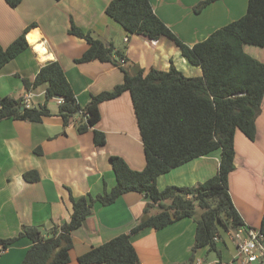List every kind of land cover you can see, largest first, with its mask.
<instances>
[{
	"label": "crops",
	"instance_id": "1",
	"mask_svg": "<svg viewBox=\"0 0 264 264\" xmlns=\"http://www.w3.org/2000/svg\"><path fill=\"white\" fill-rule=\"evenodd\" d=\"M150 1L155 13L190 46L241 18L248 8V0H219L199 12L195 8L202 0ZM110 2L22 0L13 8L0 0L1 45L8 47L27 27L25 37L30 45L0 68V96L23 97L28 91L23 79L33 81L40 68L50 61L62 64L83 107L93 94L111 90L123 81L124 72L114 63L75 61L89 45L85 39L69 33L72 23L122 51V66L130 74L152 67L169 70L172 65L187 76L203 74L202 68L191 64L169 38H150L146 33L129 35L106 13ZM244 49L264 63V46L245 44ZM45 90V84L32 88L29 102L42 105ZM59 99L49 102L53 115L42 122L13 118L0 121V238L17 236L24 225H38L48 233L54 224L69 221L73 210L71 195L97 196L116 184L112 155L122 156L133 169L145 166L144 143L128 91L102 102L101 120L83 133L77 126L86 122L87 117L78 114L65 126L58 115ZM53 101L57 106L52 107ZM95 129L106 134L104 145L95 144ZM234 146L230 194L246 227L259 230L264 215V98L256 117V138L252 140L238 129ZM220 158V150H216L190 160L160 175L157 185L160 189L168 185L198 186L216 175ZM33 170L38 173V181H27L24 174ZM145 208H149L148 214L159 210L158 204H152L136 191L123 194L110 205L96 202L82 226L73 232L74 245L66 264H80L79 255L91 247L130 233ZM196 225L195 218L186 217L163 228L147 227L132 235L139 264H242L232 235L235 230L231 229L221 231L215 240L216 250L209 246L200 248L191 261ZM262 242L264 245V238ZM32 244L30 238L21 237L6 250L0 248V264H21Z\"/></svg>",
	"mask_w": 264,
	"mask_h": 264
},
{
	"label": "trees",
	"instance_id": "2",
	"mask_svg": "<svg viewBox=\"0 0 264 264\" xmlns=\"http://www.w3.org/2000/svg\"><path fill=\"white\" fill-rule=\"evenodd\" d=\"M5 1L13 8L22 2ZM216 1L219 0H202L195 10L199 12ZM106 13L129 35L146 33L150 38H169L191 64L202 68L203 74L187 76L173 65L169 70L152 67L130 74L122 66L121 59H125L122 51L116 50L113 44L106 45L72 23L69 33L85 39L89 45L75 61L114 63L123 70V81L111 90L93 94L83 107L62 64L50 61L40 68L33 81L23 79L27 90L46 85L42 105L29 107L22 97L0 96V121L13 118L42 122L45 117L53 115L49 102L61 98L58 115L65 126L78 114L87 117L86 122L77 126L78 131L83 133L101 120L102 102L128 91L145 148L146 162L141 170L130 167L122 156L112 155L116 184L97 196L71 195L73 210L69 221L54 224L48 233L41 226L24 225L17 236L0 238L2 250L21 237L32 240L33 244L21 264L68 263L74 245L73 232L82 226L94 204L110 205L130 191L144 194L152 204H158L159 210L148 214L149 208H145L144 215L130 233L91 247L79 255L80 264H139L132 235L147 227L160 229L186 217H193L197 222L191 261L200 248L209 246L211 250H216L215 238L220 237L222 230L246 227L232 200L229 176L235 168L236 131H243L252 140L256 138V117L264 98V63L244 49L245 44L264 46V0H248L247 11L241 18L216 29L192 46L184 43L155 13L150 0H111ZM28 29L8 47L0 43V68L30 47L25 37ZM94 142L104 145L106 134L95 129ZM216 150L221 153L218 172L204 183L194 187H158L160 175ZM24 177L27 181L39 179L35 170L26 172ZM198 208L202 211L200 215H197ZM259 231L264 236V215Z\"/></svg>",
	"mask_w": 264,
	"mask_h": 264
},
{
	"label": "built area",
	"instance_id": "3",
	"mask_svg": "<svg viewBox=\"0 0 264 264\" xmlns=\"http://www.w3.org/2000/svg\"><path fill=\"white\" fill-rule=\"evenodd\" d=\"M27 104L32 98L31 90H28L22 97ZM62 99H59V103ZM233 239L237 246V257L242 264H264V245L262 233L254 228L240 226L232 232ZM218 237L215 238V240Z\"/></svg>",
	"mask_w": 264,
	"mask_h": 264
},
{
	"label": "rangeland",
	"instance_id": "4",
	"mask_svg": "<svg viewBox=\"0 0 264 264\" xmlns=\"http://www.w3.org/2000/svg\"><path fill=\"white\" fill-rule=\"evenodd\" d=\"M34 101H35V100H34ZM29 103H30V104H29V106H31V107H32L34 104H35V106H37V105H38L36 102H34V103H33V102H29ZM51 105H52V107H55V106H57V105L55 104V102H54V101L51 103ZM158 209H159V208H158ZM201 212H202V211L200 210V208H198V209H197V214H198V215H200V214H201Z\"/></svg>",
	"mask_w": 264,
	"mask_h": 264
},
{
	"label": "water",
	"instance_id": "5",
	"mask_svg": "<svg viewBox=\"0 0 264 264\" xmlns=\"http://www.w3.org/2000/svg\"><path fill=\"white\" fill-rule=\"evenodd\" d=\"M21 109H22V110H24V109H25V107H24V106H22V107H21Z\"/></svg>",
	"mask_w": 264,
	"mask_h": 264
}]
</instances>
